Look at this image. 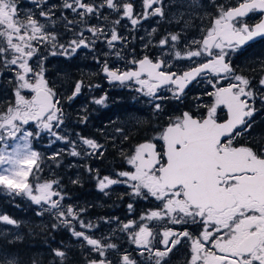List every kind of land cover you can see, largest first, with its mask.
<instances>
[{
    "label": "snow or ice",
    "instance_id": "6c2138e0",
    "mask_svg": "<svg viewBox=\"0 0 264 264\" xmlns=\"http://www.w3.org/2000/svg\"><path fill=\"white\" fill-rule=\"evenodd\" d=\"M31 3L34 10L22 11L19 0H0V90L11 93L0 107V195L26 197L40 206L39 215L51 213L57 221L53 228H68L82 248L96 254L87 264H169V254L185 243L186 264H264V138L240 139L245 133L251 135L257 100L264 105V62L251 69L259 73L255 83L232 64V57L245 45L264 39V0H206V4L190 0L191 11L181 32L161 38L155 45L158 54L145 51L136 57L132 49L131 59L122 55L128 43L119 31L122 21L135 30L150 18H163L165 0H139V6L135 0ZM256 13L259 20L249 23ZM195 19L201 23L193 25ZM191 27L199 31V38L185 42L184 32ZM100 44L109 50L103 58L97 52ZM152 46L151 40L143 45L146 50ZM80 53L100 65L109 84L146 98L157 116L165 115V100L183 103L191 87L207 85L194 97V109L168 114L164 124L151 129L153 135L130 151H121L124 170L101 177L98 169L85 165L89 174L95 173L99 190L113 185L129 189L127 195L133 200L127 205L129 213L137 199L156 202L138 218L104 221L118 225L143 261L113 242L115 230L97 238L91 230L99 226L80 218L85 209L62 203L60 181L39 176L44 158L33 142L44 134L51 143L66 146L49 159L65 151L80 158L103 156V145L94 139L78 133L73 139L64 131L62 103L100 85L79 79L64 96L47 78L49 57L71 59ZM108 57L123 63H110ZM184 60L190 63L181 66ZM106 101L105 93L91 102L106 107ZM87 120V115L79 118L80 123ZM117 131L128 139L123 129ZM0 221L19 227L6 214H0ZM53 253L62 261L67 256L61 248ZM0 264L21 261L0 247Z\"/></svg>",
    "mask_w": 264,
    "mask_h": 264
},
{
    "label": "trees",
    "instance_id": "16d2710c",
    "mask_svg": "<svg viewBox=\"0 0 264 264\" xmlns=\"http://www.w3.org/2000/svg\"><path fill=\"white\" fill-rule=\"evenodd\" d=\"M21 1L31 3V0ZM30 7L34 10L33 4ZM57 27L63 33V29L59 25ZM129 37L133 42V49L136 51L137 48L134 43L138 42V39ZM124 51H129L128 45ZM74 59L51 56L46 62L47 78L64 96L71 92L72 85L79 77L86 84H95L93 80L102 76L99 71L100 66L93 61L91 56L83 57V61L80 62H76ZM84 61L85 64H82ZM237 68L240 70L239 65ZM85 70H90L92 74L88 72L81 75ZM85 90H87L86 94L81 93L70 103L62 99L66 114L64 131L73 139L76 138L77 133L94 139L98 144L103 145V156L90 159L80 158L70 156L65 151L61 156L49 159L53 155L51 149L59 146L66 149V146L62 142L51 143L47 134L35 140L33 146L40 151L44 158L41 162L40 179L53 178L59 180L65 195V200L62 201L65 207L72 206L77 210L85 209L80 218L85 223L90 221L94 225H99L100 220L104 219V214H113V209H116V212L127 208V198L124 197V194H127L129 189L124 185H113L105 191L99 190L97 180L93 178L95 173L89 174L85 170V165L98 169L101 177L111 175L110 173H114L118 169H125L127 166L121 151H130L145 136L153 135L151 129L165 123L167 115L165 113L163 116H157L155 111L146 110L144 104L140 103L141 98L138 97L137 93L128 88L117 86V90L108 91L113 100L103 109L98 108L99 106L96 107V104L92 103L89 98V94L92 97L95 89L89 91L85 88L83 91ZM10 97V92L0 90V107ZM133 98L140 100L137 101V105L132 104ZM166 104L167 113L180 112L183 107L186 108L185 105L176 101ZM83 108L84 110L87 109V112L84 111L85 114L83 113L88 117L87 123L79 122ZM131 114H133L132 117L129 116ZM118 128L127 133V140L117 131ZM74 181L78 182L74 183ZM107 191L116 194L114 198L104 197ZM40 210V206L33 204L26 197L12 198L7 195H0V214L9 215L10 218L16 219L19 223V227H16L0 221V232L3 233L0 235V247L16 254L21 264H87V260L96 255L90 253L87 247L82 248L80 242L72 236L68 228H53L52 225L57 222L55 217L47 212L39 215ZM73 224L75 225V221ZM76 229H80L79 225H76ZM96 229L91 230V232L97 234ZM17 236L20 239H16ZM95 236L97 237V235ZM58 248L67 252L63 261L53 253V250Z\"/></svg>",
    "mask_w": 264,
    "mask_h": 264
},
{
    "label": "flooded vegetation",
    "instance_id": "af4514ba",
    "mask_svg": "<svg viewBox=\"0 0 264 264\" xmlns=\"http://www.w3.org/2000/svg\"><path fill=\"white\" fill-rule=\"evenodd\" d=\"M61 0H48L49 4H59ZM137 6H139V0H135ZM203 3L206 4V0H202ZM224 3H231L234 2V0H223ZM190 0H165V17L163 18H157L153 17L147 20V22L150 24V26L155 25L156 29L154 34H156L157 31H160L162 33V38L166 36L169 33H177L181 32L182 28L184 27L183 21L188 19V14L191 11L189 8ZM20 7L22 11L27 10H33L30 5L32 3L25 2L19 0ZM59 14V13H57ZM114 18V17H113ZM259 13L251 14L249 17V23H255L259 20ZM125 21H122V28L124 27ZM193 25H199L201 23L200 19H195L192 21ZM204 25H207L208 19L205 18L203 21ZM152 34L151 37L154 35ZM132 36V35H131ZM184 36L186 37L185 42L190 41L193 38H199V31L195 27H191L187 29L184 32ZM148 41V40H147ZM133 42L130 40V37H128V44L126 46H129V51L132 48L133 49ZM131 44V45H130ZM152 47L148 48L147 51L149 54H158L159 49L155 47L156 43L152 42ZM125 46V47H126ZM103 44H100L97 52L99 55H102L100 53V49H102ZM125 50V48H124ZM146 49H144L145 51ZM84 54L80 53L77 56H74V60L76 62L83 61ZM71 58V59H73ZM260 62H264V39H257L253 42H250L248 45H245L244 48L238 52L236 55L232 57V64L234 68H236L238 73L249 75L250 77H253V83L256 82V80L259 78V73H253L251 71L252 68H256L259 66ZM112 63L121 64L120 62L114 61ZM181 66H187L190 62L189 61H180L179 62ZM240 66V70L237 68V66ZM207 88L206 84H197L194 87H191V91H189L187 98L182 103L186 106V108L183 107L181 111H186L190 109H194L196 101L194 100V97L200 95L203 91H205ZM210 90V89H208ZM134 92V91H133ZM109 94V92L107 91ZM207 99V98H205ZM135 100V98H133ZM167 100H165V113L166 115H178L180 112L175 111L172 113H167L166 106H167ZM178 103V102H177ZM149 110H153L151 106H147ZM182 107V106H181ZM256 107L259 109L257 113L254 116L255 123L253 124L251 131V135L249 136L248 133H245L243 137L240 139L243 140H250V141H259L262 138H264V105H262L259 101V99L256 102ZM178 110V109H177ZM154 111V110H153ZM163 116V115H162ZM167 117V116H166ZM165 117V120L167 118ZM164 124V123H163ZM114 193H107L104 195L106 198H110L115 196ZM124 197L127 198V205L128 203H132L133 200L131 197H129L127 194H124ZM156 202L155 201H144L137 199L135 201L134 205V211L129 213L128 208L125 210H118L115 212L116 209H113V214H104V219H101L99 222V227L97 228V238L100 236H111L112 231H116V236L113 240V242L119 243L124 250H127L132 254L133 257L137 258L140 261H143V257H137V253L135 251V247L131 245L127 240L124 238V236L119 232L118 225L116 223L107 224L104 223L106 220H114L115 218H119L121 221H126L127 219L131 218H138V215L140 213H143L145 210L155 207ZM107 216V218H105ZM188 257V251H187V244H182L180 246H177L176 249L173 250L172 253L169 254V257L166 259L169 261V264H186Z\"/></svg>",
    "mask_w": 264,
    "mask_h": 264
},
{
    "label": "rangeland",
    "instance_id": "374dc122",
    "mask_svg": "<svg viewBox=\"0 0 264 264\" xmlns=\"http://www.w3.org/2000/svg\"><path fill=\"white\" fill-rule=\"evenodd\" d=\"M126 24H128V22L127 21H125L124 22V24H123V26L124 25H126ZM152 29H156V26L155 25H152V26H150V24L147 22V21H145L144 23H143V27H139V26H137V28L135 29V30H133V28L130 26V25H128V27L126 28V27H123L122 28V26L119 28V31L124 35V36H126L127 38L129 37V36H131L132 35V37H134L135 39H138V42H135L134 44H136L135 46H136V48H137V50L135 51V56L136 57H141L143 54H144V52L145 51H149V50H145L144 51V47H143V45H144V43L148 40H151V42H153V40H154V42L155 43H157L161 38H162V33L160 32V31H157L156 32V34H154V33H152V34H154L152 37L151 36H149V33L150 32H152ZM141 38H143V39H141ZM128 44V43H127ZM103 46L104 47H102V49H100L101 51H100V53H102V58H103V53L104 52H107V51H109L108 49H107V47L103 44ZM119 47V46H118ZM97 50H99V49H97ZM130 50H132V48L130 49ZM122 55H124L125 57H126V59H131V57H132V52L130 51V52H128V51H124V49H123V52H122ZM108 59H109V62L110 63H112V62H114V61H116V58L115 57H108ZM117 62H120L121 64L123 63V61H118L117 60ZM82 64H85V61L84 62H82ZM100 66V65H99ZM100 68V67H99ZM92 70V69H91ZM89 72V74H92L91 72H90V70H85L82 74H81V72H80V74L81 75H84L85 73H88ZM79 79H81L80 77L77 79V80H79ZM56 80H59L58 78H56ZM93 82L95 83V84H99L100 85V87L99 88H97V89H95V91L93 92V95H92V97H91V94H89V98L92 100V98L93 97H96V98H99L100 96H102V95H104L105 93L107 94V101H106V104H107V106L110 104V102H111V100H113V97H112V95H110V94H108L107 93V91H110V90H114V89H116L117 90V86H115V85H111V84H109V82L107 81V80H105V78H104V76H103V74H102V76H101V78H95L94 80H93ZM120 87V86H119ZM130 90V89H129ZM83 91V90H82ZM87 90H85V91H83L82 93H84V94H86L87 92H86ZM91 91H93V90H91ZM139 98H141V101L140 100H133V103L132 104H135V105H137V101H140V103H143L144 104V107H146V110H149V108L147 107V106H150L149 105V103L147 102V99L146 98H144V97H141V96H138ZM11 98V97H10ZM174 101L173 100H167V103H173ZM163 103H165V101L163 102ZM97 106H99L98 108H100V109H103L105 106H101V105H96V107ZM84 108L82 109V112H81V114H80V117L81 116H83L84 114ZM132 115L133 114H131V115H129V116H131L132 117ZM85 137V136H84ZM87 138H89V137H87ZM10 143H13V142H11L10 141ZM61 149H64V147H61V146H59V147H56V148H53V149H51V151H53V153L54 152H56V151H59V150H61ZM35 150H37L36 148H35ZM38 151V150H37ZM120 170H124V169H118L117 171H120ZM51 173V171L49 172V174ZM111 175H109V176H112V174L113 173H110ZM53 178H45V179H43V180H52ZM110 191V190H109ZM107 193H109L108 191H107ZM111 193V192H110ZM79 230H81V229H79Z\"/></svg>",
    "mask_w": 264,
    "mask_h": 264
}]
</instances>
